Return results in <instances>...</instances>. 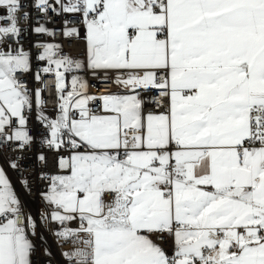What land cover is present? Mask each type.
Returning a JSON list of instances; mask_svg holds the SVG:
<instances>
[{
	"label": "snow or ice",
	"instance_id": "6c2138e0",
	"mask_svg": "<svg viewBox=\"0 0 264 264\" xmlns=\"http://www.w3.org/2000/svg\"><path fill=\"white\" fill-rule=\"evenodd\" d=\"M54 4L35 7L79 14L85 28L86 64L46 43L37 59L47 66L35 74L42 82L41 73H54L57 92L50 119L34 90L42 144L59 170L42 176V196L62 225L55 234L83 245L63 255L75 264H264V0ZM22 7L0 0V143L19 149L33 140V90L17 77L30 71L19 45V20L29 16ZM33 31L51 34L42 24ZM63 35L79 31L66 26ZM84 67L104 80L112 74L127 94H90L77 75L69 88L65 73ZM152 89L164 111L145 113L156 102L140 94ZM39 160L48 163L43 153ZM75 220L79 227L66 226ZM33 251L0 168V264H32Z\"/></svg>",
	"mask_w": 264,
	"mask_h": 264
},
{
	"label": "built area",
	"instance_id": "2783aa9c",
	"mask_svg": "<svg viewBox=\"0 0 264 264\" xmlns=\"http://www.w3.org/2000/svg\"><path fill=\"white\" fill-rule=\"evenodd\" d=\"M36 0H22V12H28L27 19L23 17L19 20L21 27V35L19 37V45L29 53L30 71L28 73H17V77L21 84H26L27 87L33 90L32 107L27 110V130L33 137L30 145L24 149L17 148V142L4 141L0 143V167L3 168L9 178L13 192L17 196L22 213L25 217V227L28 238L34 245V251L31 254L32 264H75V259L69 261L64 255V252H70L75 247H83L82 244L74 245L72 239L58 237L55 233L61 230L62 225L58 221H51L50 213L52 207L43 199L42 193L48 189L49 181L42 178L44 174L51 175L58 169L53 167V153L45 148L42 144L43 138L47 135L45 124L37 120L38 110L35 103L34 90L42 89L43 104L40 106V111L50 119H54L57 115V92L54 87V73H41L42 82L35 79V74L47 66V61L37 59L42 51L43 44H54L58 46L60 56H70L73 59L81 60L86 64L84 55L85 50V28L79 14L53 12L51 8L47 12H40L35 7ZM49 4L53 7H58L54 4V0H49ZM0 15H6V10L0 8ZM3 23H7L4 21ZM43 25L50 31L48 33H36L34 28ZM71 28L75 26L79 31V36L63 35L65 27ZM13 49L17 47L15 40L8 41ZM0 47H3L0 44ZM73 75L81 76L88 82V90L90 94L99 95L102 92H112L119 94L124 93L123 90L116 85L114 76L110 74V79L104 80L103 74L93 76L91 71L86 67L74 70L73 72L65 73L66 84L71 86ZM141 98L145 101H155L156 103H145L144 111H164L163 107L158 108L160 93L156 89L141 92ZM166 106L168 101L164 99ZM93 110L99 107V102L90 105ZM15 123V121H14ZM11 132V128L6 129ZM43 153L48 158V163L39 160L40 154ZM15 162L18 167L12 168L11 162ZM40 208H43L47 219L42 218ZM31 216L34 224V231L27 227V217ZM67 227H79V220L68 222Z\"/></svg>",
	"mask_w": 264,
	"mask_h": 264
},
{
	"label": "rangeland",
	"instance_id": "374dc122",
	"mask_svg": "<svg viewBox=\"0 0 264 264\" xmlns=\"http://www.w3.org/2000/svg\"><path fill=\"white\" fill-rule=\"evenodd\" d=\"M40 212H41V216H45V212H44L43 208H40ZM44 222H45V219H44ZM31 230L34 231V226L31 228Z\"/></svg>",
	"mask_w": 264,
	"mask_h": 264
},
{
	"label": "crops",
	"instance_id": "0c3cea01",
	"mask_svg": "<svg viewBox=\"0 0 264 264\" xmlns=\"http://www.w3.org/2000/svg\"><path fill=\"white\" fill-rule=\"evenodd\" d=\"M0 168H2V167H0ZM3 169V168H2ZM5 172V171H4ZM6 174V173H5ZM6 177H7V179L9 180V178H8V176H7V174H6Z\"/></svg>",
	"mask_w": 264,
	"mask_h": 264
}]
</instances>
